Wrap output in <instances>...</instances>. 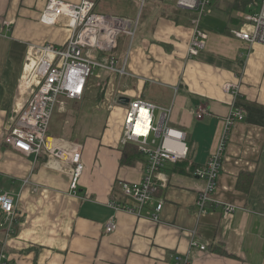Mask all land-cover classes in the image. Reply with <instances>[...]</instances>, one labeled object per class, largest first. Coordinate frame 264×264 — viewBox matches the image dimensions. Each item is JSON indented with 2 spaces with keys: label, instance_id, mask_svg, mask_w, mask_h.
I'll return each mask as SVG.
<instances>
[{
  "label": "crops",
  "instance_id": "crops-1",
  "mask_svg": "<svg viewBox=\"0 0 264 264\" xmlns=\"http://www.w3.org/2000/svg\"><path fill=\"white\" fill-rule=\"evenodd\" d=\"M46 1L0 0V188L15 198L18 216L14 234L0 228L3 264H178L187 256L190 264H264V46L235 38L233 14L208 7L199 23L208 32L206 46L189 58L195 14L149 0L134 38L120 36L109 54L124 74L96 70L82 98H61L52 115L48 138L82 149L84 169L72 195L67 166L4 143L30 95L22 84L28 45L61 46L70 34L39 22ZM137 98L170 109L169 126L186 133L188 147L187 159L159 172L142 217L108 206L124 202L122 183L137 184L144 174L146 157L122 144L123 107ZM234 107L244 119L230 132L214 198L237 209L199 217L195 201L204 185L192 167L214 152ZM199 109L209 115L196 119ZM159 201L154 221L148 215ZM109 221L116 229L105 233Z\"/></svg>",
  "mask_w": 264,
  "mask_h": 264
},
{
  "label": "built area",
  "instance_id": "built-area-1",
  "mask_svg": "<svg viewBox=\"0 0 264 264\" xmlns=\"http://www.w3.org/2000/svg\"><path fill=\"white\" fill-rule=\"evenodd\" d=\"M141 1L143 5L149 0ZM211 3L212 0H175L177 8L195 14L192 20L193 34L187 49L189 58L198 56L206 46L208 32L200 28L199 23ZM248 8L250 10L242 14L241 24L232 30V34L250 46H264V0H255ZM39 22L45 26L68 28L70 34L61 46L48 42L28 45L22 84L30 95L12 125L7 127L4 143L26 156H38L45 152L67 166L70 171L69 192L76 195L84 169L82 149L77 144L56 142L48 138L52 115L57 105L61 104V98H82L86 83L96 70L124 74L123 68L118 69L116 59L110 55L117 49L120 36H125L130 41L134 38L139 20L98 13L92 0H80L78 3L47 0ZM3 25L10 27L11 22L4 21ZM97 55L108 56L99 59ZM225 90L230 92L236 89L232 85H226ZM119 102L120 100L116 104ZM109 107L112 108L113 105ZM169 114L170 109L141 98L129 101L123 107L122 144L135 145L138 152L146 157V162L141 181L137 184L122 183L124 202L112 200L108 204L110 208L142 217L143 208L153 200L159 172L167 164L187 159L186 133L169 126ZM205 115H209L206 110L194 111L196 119ZM243 119L242 109L232 108L222 120V131L214 152L203 165L193 169L192 175L204 185L195 201L196 215L199 217L219 207L223 216L227 217L237 209L232 204L215 199L214 193L230 132ZM162 203H157L148 218L158 221ZM17 217L15 198L0 188V228L6 231V235L15 233ZM115 229L114 221L105 224V233H111ZM200 250L204 251L206 248L200 246ZM3 259L4 256H1L0 264H3ZM177 261L178 264H190L188 256L178 258Z\"/></svg>",
  "mask_w": 264,
  "mask_h": 264
},
{
  "label": "rangeland",
  "instance_id": "rangeland-1",
  "mask_svg": "<svg viewBox=\"0 0 264 264\" xmlns=\"http://www.w3.org/2000/svg\"><path fill=\"white\" fill-rule=\"evenodd\" d=\"M96 5V11L107 14V15H116L119 17H124L132 20H139V24L141 23L142 18H144V15L148 9V3L150 1H145L142 5L141 0H92ZM155 1V0H154ZM156 0V3H158ZM162 1V0H160ZM233 0H218V3H214L212 0V3L210 4V8H217L218 10L225 12L224 10H228L229 8L226 7V4L228 5L229 2H232ZM240 0L239 2H241ZM165 4L168 7H173L175 5V0H165ZM165 6H162V11H165ZM237 11L239 10H232L230 13L233 14L232 24L233 26H237L239 21H241L242 15H239ZM138 24V26H139Z\"/></svg>",
  "mask_w": 264,
  "mask_h": 264
},
{
  "label": "trees",
  "instance_id": "trees-1",
  "mask_svg": "<svg viewBox=\"0 0 264 264\" xmlns=\"http://www.w3.org/2000/svg\"><path fill=\"white\" fill-rule=\"evenodd\" d=\"M254 1L255 0H242L241 2H238L237 0H233L232 2H229L228 5L226 4V7L229 8V9L228 10L225 9V12H226L227 16L230 17L229 15H230V12L232 10H235L236 11V10H239L240 9L242 11H246L247 6L249 4L254 3ZM95 11H96V5H95ZM96 12H98V11H96ZM98 13H100V12H98ZM230 22H232V18H231ZM240 24H241V21H239V23L235 27L238 28L240 26ZM127 145H130V147H133L134 153L137 151L136 150L137 147L135 145H132V144H127ZM126 155L127 154H124V156L122 158V163L125 162V156ZM192 168L194 169L195 167H192Z\"/></svg>",
  "mask_w": 264,
  "mask_h": 264
},
{
  "label": "water",
  "instance_id": "water-1",
  "mask_svg": "<svg viewBox=\"0 0 264 264\" xmlns=\"http://www.w3.org/2000/svg\"><path fill=\"white\" fill-rule=\"evenodd\" d=\"M120 100L122 101V100H125V101H127L126 99H124V98H120Z\"/></svg>",
  "mask_w": 264,
  "mask_h": 264
}]
</instances>
